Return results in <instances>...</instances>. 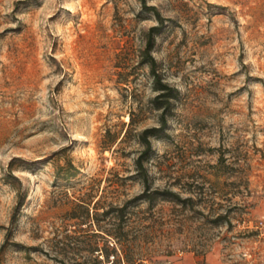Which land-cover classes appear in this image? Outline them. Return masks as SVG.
Segmentation results:
<instances>
[{"label":"rangeland","instance_id":"obj_1","mask_svg":"<svg viewBox=\"0 0 264 264\" xmlns=\"http://www.w3.org/2000/svg\"><path fill=\"white\" fill-rule=\"evenodd\" d=\"M145 1L179 91L150 190L136 161L161 126L143 59L155 12L0 0V264H264V0Z\"/></svg>","mask_w":264,"mask_h":264},{"label":"trees","instance_id":"obj_2","mask_svg":"<svg viewBox=\"0 0 264 264\" xmlns=\"http://www.w3.org/2000/svg\"><path fill=\"white\" fill-rule=\"evenodd\" d=\"M144 6L146 10L154 11L160 22L159 26H155L151 28V30L149 31L147 45L144 50L143 59H144V63L150 67L151 75L154 78V88L158 92V95L153 101H154L155 109L162 111L161 126L147 128L140 135V141L145 149L143 150L141 156L136 161L137 168L140 171L141 177L146 184V188L147 190H150L149 174L145 164L150 159V156L153 152V139L162 137L168 128L171 111L173 108V101L178 98L179 91L164 81L158 69L157 59L154 56L156 38L159 34L162 33L163 29L165 28V19L162 18L161 14L158 12L156 8L148 7L145 0H144ZM70 168L71 170H68V173L65 176L66 179L74 178L77 175L78 169L72 164ZM157 195H164L175 199H181L180 196L174 192L149 193L147 191V193L143 197L148 198L149 201H154L157 198ZM20 206H18L17 209H20ZM118 211L121 213L120 215L123 218L125 211L124 208H120ZM97 251L99 252V258L101 257L103 260L109 259L111 256V252L107 249V245L104 246L101 250H97ZM129 263H130V259H128L126 256L125 258L122 259H117L115 257L113 261V264H129Z\"/></svg>","mask_w":264,"mask_h":264},{"label":"crops","instance_id":"obj_3","mask_svg":"<svg viewBox=\"0 0 264 264\" xmlns=\"http://www.w3.org/2000/svg\"><path fill=\"white\" fill-rule=\"evenodd\" d=\"M165 264H199V259L194 254L185 255L183 258L169 259ZM203 264H219L212 257L207 256Z\"/></svg>","mask_w":264,"mask_h":264},{"label":"built area","instance_id":"obj_4","mask_svg":"<svg viewBox=\"0 0 264 264\" xmlns=\"http://www.w3.org/2000/svg\"><path fill=\"white\" fill-rule=\"evenodd\" d=\"M182 255V253H180V256Z\"/></svg>","mask_w":264,"mask_h":264}]
</instances>
